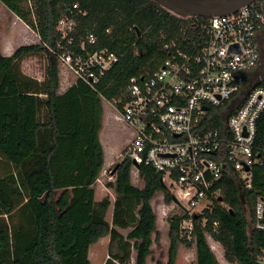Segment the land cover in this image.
<instances>
[{
  "label": "trees",
  "instance_id": "16d2710c",
  "mask_svg": "<svg viewBox=\"0 0 264 264\" xmlns=\"http://www.w3.org/2000/svg\"><path fill=\"white\" fill-rule=\"evenodd\" d=\"M0 2L40 39L11 56L0 46V264H92L90 247L105 237V264H148L157 233L152 200L161 192L172 204L173 194L145 164L137 168L144 186H135L133 161L125 157L115 165L116 181L107 184L115 192L113 206L109 196L96 200L105 168L104 102L121 106L131 79L159 70L209 19L176 16L153 0ZM63 16L75 20L73 44L57 30ZM92 33L99 45L87 49L108 47L118 61L95 87L76 79L60 93V55L84 53L80 45ZM33 56L47 60L44 81L22 70ZM222 186L223 202L194 220L191 235L181 227L187 214L169 218L168 264H176L181 245L195 248L197 264H221L208 236L229 264H260L264 232L254 228L249 194L232 176Z\"/></svg>",
  "mask_w": 264,
  "mask_h": 264
},
{
  "label": "built area",
  "instance_id": "2783aa9c",
  "mask_svg": "<svg viewBox=\"0 0 264 264\" xmlns=\"http://www.w3.org/2000/svg\"><path fill=\"white\" fill-rule=\"evenodd\" d=\"M207 18L185 50L154 73L131 79L124 103H113L134 131L125 157L162 176L173 203L188 216L181 224L188 235L196 218L223 202L227 176L249 194L254 228L264 232L263 12L255 1ZM75 29L70 16L57 26L69 44ZM87 45L97 47V36H86L84 53L66 50L59 60L75 80L95 87L118 56L108 47L90 51Z\"/></svg>",
  "mask_w": 264,
  "mask_h": 264
},
{
  "label": "rangeland",
  "instance_id": "374dc122",
  "mask_svg": "<svg viewBox=\"0 0 264 264\" xmlns=\"http://www.w3.org/2000/svg\"><path fill=\"white\" fill-rule=\"evenodd\" d=\"M37 35V34H36ZM27 25L0 2V46L4 56H10L16 48L39 42L36 36ZM31 58V57H30ZM27 61L26 69L29 73H45L47 60L44 56H33ZM61 75H67L71 81H75L74 74L59 61ZM23 69V68H22ZM101 141L105 148L106 165L95 186L96 200L100 201L109 196L113 202L115 200L114 190L107 187L108 183L116 181L115 165L125 159L128 146L133 139L134 131L121 118L113 103L104 102L103 129L101 131ZM113 159L110 163L109 161ZM109 163V164H108ZM4 161L0 160V175L5 173ZM132 182L135 186L143 188V179L139 176L134 167L132 172ZM153 208L157 215V233L153 236L154 244L152 255L148 259V264H168L170 249L169 218L174 214H180L181 208L174 203L167 204L163 193L159 192L152 200ZM112 206L110 207L107 220L111 222ZM126 234V231H122ZM217 259L221 264H229L224 258V250L210 236L207 237ZM110 246L109 237L100 239L90 247L89 259L92 264H105L108 258ZM176 264H197L195 248H187L181 245L178 250Z\"/></svg>",
  "mask_w": 264,
  "mask_h": 264
},
{
  "label": "water",
  "instance_id": "95a60500",
  "mask_svg": "<svg viewBox=\"0 0 264 264\" xmlns=\"http://www.w3.org/2000/svg\"><path fill=\"white\" fill-rule=\"evenodd\" d=\"M172 14L186 18L191 16L212 17L232 13L256 0H153ZM137 169L139 166L133 162ZM118 166L115 168L117 171ZM176 201V198L173 196ZM220 201L223 199L220 198ZM197 217V216H196Z\"/></svg>",
  "mask_w": 264,
  "mask_h": 264
},
{
  "label": "crops",
  "instance_id": "0c3cea01",
  "mask_svg": "<svg viewBox=\"0 0 264 264\" xmlns=\"http://www.w3.org/2000/svg\"><path fill=\"white\" fill-rule=\"evenodd\" d=\"M28 27V26H27ZM33 31V30H32ZM35 33V32H34ZM35 35H36V33H35ZM36 36H38V35H36ZM39 37V36H38ZM39 42H40V39H39ZM38 42V43H39ZM37 44V43H36ZM17 49V48H16ZM15 51V50H14ZM14 51H13V53H14ZM12 53V54H13ZM11 54V55H12ZM10 55V56H11ZM30 59H33L32 57L30 58H27L26 60H24L23 62H22V70H23V72L25 73V74H27V75H29V76H31V77H33V78H35V79H37V80H39V81H44V79H45V73H29V71H24V70H27L26 69V66H25V64L27 63V61L28 60H30ZM27 65V64H26ZM60 79H61V86H60V93H64V92H66L70 87H71V85L74 83V81H71L70 79H69V77H67V75L65 74V75H61V73H60ZM100 139H101V135H100ZM102 142V141H101ZM103 144V143H102ZM103 148H104V145H103ZM104 152H105V148H104ZM113 159H111L110 161H109V163L112 161ZM108 163V164H109ZM111 164V163H110ZM105 165H106V154H105Z\"/></svg>",
  "mask_w": 264,
  "mask_h": 264
},
{
  "label": "flooded vegetation",
  "instance_id": "af4514ba",
  "mask_svg": "<svg viewBox=\"0 0 264 264\" xmlns=\"http://www.w3.org/2000/svg\"><path fill=\"white\" fill-rule=\"evenodd\" d=\"M256 2L258 3L260 8L262 9L263 17H264V0H256ZM260 43H261L262 47L264 48V28L261 30V33H260Z\"/></svg>",
  "mask_w": 264,
  "mask_h": 264
}]
</instances>
